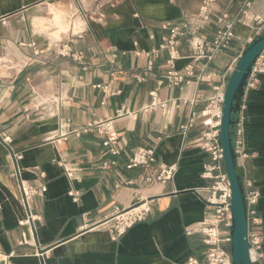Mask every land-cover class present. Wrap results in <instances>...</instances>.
<instances>
[{
	"label": "crops",
	"instance_id": "crops-1",
	"mask_svg": "<svg viewBox=\"0 0 264 264\" xmlns=\"http://www.w3.org/2000/svg\"><path fill=\"white\" fill-rule=\"evenodd\" d=\"M60 2L67 0H0V264L202 263L201 236L185 232L210 216L202 201L208 182L199 177L209 157L196 147L200 127L185 136L180 128L191 117L200 122L255 28L264 34V0H216L202 18V0H73L85 30L53 44L34 34L31 21ZM247 3L230 47L204 72L195 43L212 41L222 15L242 17ZM166 24L187 25L174 67L191 74L178 87L165 81L167 52L154 53ZM201 74L209 79L197 80ZM241 104L242 131L235 128L238 107L231 138L247 155L239 174L260 194L264 264V74ZM102 123L115 135L116 155L103 144ZM136 148H154L149 171L176 165L174 178L149 182L142 169H128ZM14 155L21 157L15 177ZM18 176L23 190L45 188L27 202L37 245L30 224H19L26 215ZM135 205L148 209L145 219L114 237L115 214Z\"/></svg>",
	"mask_w": 264,
	"mask_h": 264
},
{
	"label": "built area",
	"instance_id": "built-area-1",
	"mask_svg": "<svg viewBox=\"0 0 264 264\" xmlns=\"http://www.w3.org/2000/svg\"><path fill=\"white\" fill-rule=\"evenodd\" d=\"M216 0H202L201 7L199 8V17H204L208 8L214 4ZM249 4H245V10L242 12V17L228 20L227 15H222L218 20L219 28L216 31L214 38L210 42H196L194 61L202 63L203 71L205 72L210 65H212L215 57L221 52L227 50L232 41L235 38L234 26L236 23L243 24L242 19H246V13L248 11ZM254 22H259V18L253 19ZM252 20V21H253ZM187 25L183 24L181 28L172 27L169 24L164 25L163 30L168 31V35L162 37L157 50L158 52H167L168 60L167 64L169 70L165 74V81L169 87H178L183 83H187L185 75L188 76L191 73L188 69H185V75L176 71L174 67V61L178 56V47L180 39L185 36V29ZM260 36L259 28H255L254 36L247 39L249 45L255 38ZM151 64L146 67L147 71H150ZM264 74V50L260 53L251 69L247 85L245 90L251 89L257 82L258 76ZM203 78L209 79L205 74L198 76L197 80ZM138 82H143V76H137ZM226 83L215 87L214 96L210 98L202 112L200 122L196 125L193 122V117L180 128L182 136H185L187 132L195 126L200 127V138L196 147L202 152L208 155L209 162L202 165L199 177L201 180L208 182L207 186L203 188L204 195L202 201L205 207L209 211V217H207L202 223L194 229L186 230L185 235L190 236L192 234H199L202 238V243L206 248L205 258L202 263L194 259H188L185 264H232V258L230 253V228L232 225L231 214V193L229 183L225 174L223 152L220 145V118L221 109L224 99ZM193 104L196 100H193ZM245 107L243 104L239 105V117L235 123V128L238 132L242 131L243 111ZM97 127L102 128V133L106 139L103 143L104 146L110 148V153L116 155L118 152L112 147L116 138L111 132L108 123L99 124ZM91 127H87L81 132H86ZM235 164L236 170L243 168V161L247 157L244 152V145L242 142H237L234 146ZM21 157L14 155V159L19 160ZM108 163H104L103 167L107 168ZM156 166V155L154 148H136L133 151L132 156L127 163L128 169H142L145 174H150L147 178L149 182L165 183L174 178L177 172V166L172 165L168 167L157 166L152 171L151 168ZM239 174V172H238ZM18 175V169L15 170L13 177ZM71 176V175H68ZM246 208L247 215V242L249 248V257L251 264H258L263 260L262 243L263 238L259 231L260 220L257 217L256 206L258 204L260 194L254 189L252 182L245 178L244 174H239ZM45 188L39 190L28 188L23 190L26 204L23 201V209L26 215L24 221H20L19 224H30V212L27 207L28 200L36 195L38 192L42 193ZM68 195L74 202H77L78 195L73 192H69ZM148 209L145 205L132 206L127 211L117 212L114 216V226L111 229V233L114 237L123 234L126 229L130 228L137 222L143 221L147 215ZM21 242L20 244H22ZM226 246V247H224Z\"/></svg>",
	"mask_w": 264,
	"mask_h": 264
},
{
	"label": "water",
	"instance_id": "water-1",
	"mask_svg": "<svg viewBox=\"0 0 264 264\" xmlns=\"http://www.w3.org/2000/svg\"><path fill=\"white\" fill-rule=\"evenodd\" d=\"M264 50V34L253 40L243 51L229 75L221 109L220 118V145L223 152L224 169L229 183L231 193V214L232 225L230 228V253L232 264H251L247 242V215L244 201V194L240 176L236 170L235 154L231 138V127L234 124V114L238 110L239 102L246 88L247 81L260 53ZM14 166L18 169L16 160ZM18 186L24 204H26L23 188L19 176ZM31 233L36 242V234L33 223H30Z\"/></svg>",
	"mask_w": 264,
	"mask_h": 264
},
{
	"label": "clouds",
	"instance_id": "clouds-1",
	"mask_svg": "<svg viewBox=\"0 0 264 264\" xmlns=\"http://www.w3.org/2000/svg\"><path fill=\"white\" fill-rule=\"evenodd\" d=\"M31 23L34 34L43 36L53 44L62 40L68 33L78 34L86 27L73 0L48 5L47 15H35Z\"/></svg>",
	"mask_w": 264,
	"mask_h": 264
}]
</instances>
